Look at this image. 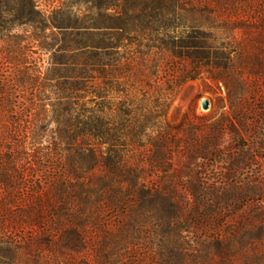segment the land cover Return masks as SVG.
<instances>
[{
    "label": "trees",
    "instance_id": "16d2710c",
    "mask_svg": "<svg viewBox=\"0 0 264 264\" xmlns=\"http://www.w3.org/2000/svg\"><path fill=\"white\" fill-rule=\"evenodd\" d=\"M229 1L242 11L233 28L264 38V0ZM224 2L87 0L82 14L61 8L46 17L36 0H0V264H40L43 255L68 264L91 247L96 264H106V212L117 219L121 247H139L152 229L162 235L149 239L154 264L189 260L188 249L165 243L183 230L179 207L135 162L143 145L133 121L135 40L154 39L153 47L189 61L192 74L180 84L208 71L224 81L229 56L218 50L227 47L205 30L217 17L209 7ZM179 26V42L164 38ZM163 147L146 159L153 170L167 168ZM94 231L99 242L89 238Z\"/></svg>",
    "mask_w": 264,
    "mask_h": 264
},
{
    "label": "rangeland",
    "instance_id": "374dc122",
    "mask_svg": "<svg viewBox=\"0 0 264 264\" xmlns=\"http://www.w3.org/2000/svg\"><path fill=\"white\" fill-rule=\"evenodd\" d=\"M205 1L209 0H183L189 4ZM86 2L36 0V5L48 17L61 8L82 14ZM209 8L217 17L214 27L205 30L226 45L225 50H218L219 55L229 56L228 70L221 74L224 81L212 78L211 72H216L208 71L180 84L192 74L189 61L153 47L154 39L135 40L133 121L143 144L135 146V162L146 181L179 207L183 230L167 237L165 243L188 249L185 264H264V38L258 39L257 30L233 28L235 14L242 11L229 0ZM178 14L177 22H184L186 12ZM184 35L179 26L164 38L179 42ZM39 63L45 70L48 55L42 54ZM204 100L209 101L207 109L202 108ZM159 144H164L168 158L164 171L146 163L148 157H157ZM193 208L196 212L191 215ZM106 214V264H136L139 260L154 264L149 239L153 235L157 242L162 235L147 230L139 247H121L123 239L113 237L117 219ZM99 234L94 231L89 238L99 242ZM96 258L91 247L69 257L68 264H96ZM40 262L66 264L46 255Z\"/></svg>",
    "mask_w": 264,
    "mask_h": 264
},
{
    "label": "water",
    "instance_id": "95a60500",
    "mask_svg": "<svg viewBox=\"0 0 264 264\" xmlns=\"http://www.w3.org/2000/svg\"><path fill=\"white\" fill-rule=\"evenodd\" d=\"M208 107H209V101L208 100H204L202 102V108L207 109Z\"/></svg>",
    "mask_w": 264,
    "mask_h": 264
}]
</instances>
